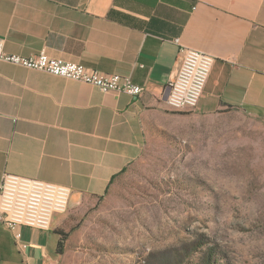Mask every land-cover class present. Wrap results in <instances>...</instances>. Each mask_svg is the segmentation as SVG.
<instances>
[{
  "label": "crops",
  "instance_id": "1",
  "mask_svg": "<svg viewBox=\"0 0 264 264\" xmlns=\"http://www.w3.org/2000/svg\"><path fill=\"white\" fill-rule=\"evenodd\" d=\"M0 39L7 53L44 51L145 88L104 92L0 60V183L12 173L65 185L73 205L103 196L140 154L151 113L169 107L186 47L215 57L195 114L264 121V0H0ZM62 222L23 226L18 239L0 225V264H57Z\"/></svg>",
  "mask_w": 264,
  "mask_h": 264
},
{
  "label": "rangeland",
  "instance_id": "2",
  "mask_svg": "<svg viewBox=\"0 0 264 264\" xmlns=\"http://www.w3.org/2000/svg\"><path fill=\"white\" fill-rule=\"evenodd\" d=\"M57 264H264V121L168 106L99 198L59 214Z\"/></svg>",
  "mask_w": 264,
  "mask_h": 264
},
{
  "label": "built area",
  "instance_id": "3",
  "mask_svg": "<svg viewBox=\"0 0 264 264\" xmlns=\"http://www.w3.org/2000/svg\"><path fill=\"white\" fill-rule=\"evenodd\" d=\"M4 43V39H0V60L91 84L104 92H123L139 97L145 91L130 76L103 73L78 62L58 60L44 51L29 56L7 53ZM182 51V62L170 83L167 103H172V108L193 110L204 93L215 57L193 48L186 47ZM71 196L72 190L68 186L5 173L0 183V225L16 239L20 238L23 226L49 230L54 217L68 210Z\"/></svg>",
  "mask_w": 264,
  "mask_h": 264
},
{
  "label": "trees",
  "instance_id": "4",
  "mask_svg": "<svg viewBox=\"0 0 264 264\" xmlns=\"http://www.w3.org/2000/svg\"><path fill=\"white\" fill-rule=\"evenodd\" d=\"M58 233L60 234V240L58 243V252L59 254H63L65 251L66 242L69 237V233L65 231H58Z\"/></svg>",
  "mask_w": 264,
  "mask_h": 264
},
{
  "label": "bare ground",
  "instance_id": "5",
  "mask_svg": "<svg viewBox=\"0 0 264 264\" xmlns=\"http://www.w3.org/2000/svg\"><path fill=\"white\" fill-rule=\"evenodd\" d=\"M169 107L174 110V111H180V110H183L185 109V107H178V108H172V103H168Z\"/></svg>",
  "mask_w": 264,
  "mask_h": 264
}]
</instances>
